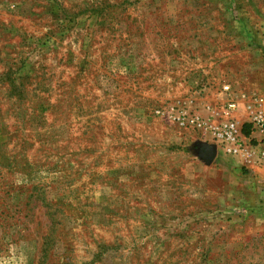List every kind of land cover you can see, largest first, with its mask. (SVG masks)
Segmentation results:
<instances>
[{
  "label": "rangeland",
  "instance_id": "rangeland-1",
  "mask_svg": "<svg viewBox=\"0 0 264 264\" xmlns=\"http://www.w3.org/2000/svg\"><path fill=\"white\" fill-rule=\"evenodd\" d=\"M223 84L264 0H0V264H264V170L176 126Z\"/></svg>",
  "mask_w": 264,
  "mask_h": 264
},
{
  "label": "built area",
  "instance_id": "built-area-1",
  "mask_svg": "<svg viewBox=\"0 0 264 264\" xmlns=\"http://www.w3.org/2000/svg\"><path fill=\"white\" fill-rule=\"evenodd\" d=\"M218 92V99L201 111L176 112V126L207 135L224 155L254 160L264 169V93L234 91L228 84ZM243 124L250 127L248 137L241 131Z\"/></svg>",
  "mask_w": 264,
  "mask_h": 264
},
{
  "label": "crops",
  "instance_id": "crops-1",
  "mask_svg": "<svg viewBox=\"0 0 264 264\" xmlns=\"http://www.w3.org/2000/svg\"><path fill=\"white\" fill-rule=\"evenodd\" d=\"M241 131H242V133H243V135L244 136H250V127H249V125H247V124H243L242 126H241ZM211 145H213L214 147H215V149H216V155H215V158L217 157V156H219L220 154H219V151H218V149H219V147L217 146V144H212L211 143ZM220 150V149H219ZM220 152H221V150H220ZM223 154V153H222ZM224 155V154H223ZM224 156H228V155H224ZM228 157H231V158H233V159H235V160H237V162L238 163H240L242 166H244V167H246V168H250V169H254V168H259V169H262V170H264L263 168H261V167H259L257 164H255L254 163V160H251V159H245L244 157H242V156H228ZM214 158V159H215Z\"/></svg>",
  "mask_w": 264,
  "mask_h": 264
},
{
  "label": "water",
  "instance_id": "water-1",
  "mask_svg": "<svg viewBox=\"0 0 264 264\" xmlns=\"http://www.w3.org/2000/svg\"><path fill=\"white\" fill-rule=\"evenodd\" d=\"M199 149V154L205 162L210 163L214 160L216 155V149L213 145L203 144L200 146Z\"/></svg>",
  "mask_w": 264,
  "mask_h": 264
}]
</instances>
